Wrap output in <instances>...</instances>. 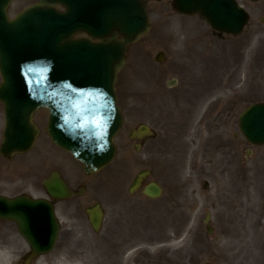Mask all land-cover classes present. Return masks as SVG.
<instances>
[{
	"label": "rangeland",
	"instance_id": "374dc122",
	"mask_svg": "<svg viewBox=\"0 0 264 264\" xmlns=\"http://www.w3.org/2000/svg\"><path fill=\"white\" fill-rule=\"evenodd\" d=\"M34 1L12 0L9 16ZM143 1L151 26L129 45L115 82L124 123L114 137V159L86 174L50 141L47 112L38 109L37 140L10 159L0 155V184L9 192L23 188L39 195L42 179L58 170L71 187L84 188L82 199L59 202L58 214L82 219L86 206L100 202L102 227L94 231V249L88 245L82 251V264H264V147L245 143L237 125L241 109L264 100V13H257L264 0H237L250 12L238 36L216 35L198 15L174 12L171 0ZM204 90L211 93L201 99V111L218 96L235 95L231 109L201 121L194 107ZM140 123L153 134L136 150L129 132ZM2 129L0 102V141ZM238 141L252 156L246 158L244 149L237 153ZM142 169L150 170L145 182L163 187L160 197L128 191ZM5 170L14 174L6 178ZM152 227L155 232L147 237Z\"/></svg>",
	"mask_w": 264,
	"mask_h": 264
},
{
	"label": "water",
	"instance_id": "95a60500",
	"mask_svg": "<svg viewBox=\"0 0 264 264\" xmlns=\"http://www.w3.org/2000/svg\"><path fill=\"white\" fill-rule=\"evenodd\" d=\"M10 1L0 0V100L5 117L0 153L11 156L32 146L39 132L32 114L45 106L51 140L81 161L87 173L98 171L115 153L112 138L123 118L114 83L128 44L149 28L145 6L141 0H38L8 18ZM173 6L185 13L199 12L213 28L225 32L237 34L247 21L234 0H174ZM82 32L87 36L75 37ZM241 128L250 142H264V104L243 112ZM136 133H149V128L142 125ZM147 174L139 172L129 191L136 190ZM43 185L54 198L72 195L57 172ZM143 193L157 197L161 187L153 181ZM20 204H44L39 212L49 213L46 219L51 223L55 220L51 206L42 201L19 197L12 202ZM89 215L97 230L102 219L99 206ZM10 216L29 240L21 227L23 216ZM54 239L53 231L47 245Z\"/></svg>",
	"mask_w": 264,
	"mask_h": 264
},
{
	"label": "flooded vegetation",
	"instance_id": "af4514ba",
	"mask_svg": "<svg viewBox=\"0 0 264 264\" xmlns=\"http://www.w3.org/2000/svg\"><path fill=\"white\" fill-rule=\"evenodd\" d=\"M257 10V13H264L263 6L257 7ZM260 19L264 21V15L260 16ZM212 31L218 36L223 35L215 30ZM200 92L201 95L198 96L199 100L194 107V111H198V113L200 112L199 115L201 117V121H204L210 116H213L216 119L221 116L222 110L226 108L231 109V101H233L232 99L235 95H227L223 99L221 96H218L217 100L213 104L208 105L205 108L206 110L204 109L201 111L199 109L202 104L201 99H205L206 95L210 94L211 91L204 90ZM194 94L196 95V93ZM241 111L237 117V125L239 124ZM232 135L234 139H236L237 134L233 133ZM240 135L242 136L241 132ZM245 143L250 145L246 140ZM242 144V141H238L236 149L239 151L237 153H241L244 149L246 158H249V156H252L253 150L250 148H244V145ZM250 146L254 147L257 145ZM237 153L235 155H237ZM262 158H264V155L261 156V159ZM242 166L243 165L240 164L239 169H242ZM1 173H3L6 178L14 174L11 170L1 171ZM6 187L7 186H5L3 182L0 184V196H5L6 198H14L19 195L33 196L31 192L23 188H16L13 192H9L6 191ZM42 192L43 194L33 197L42 199L49 205L50 201L53 202L58 227V235L54 245L52 248H49L47 245L49 236L53 232L54 225L51 224L50 220L46 219L49 216V213L39 212L41 209L45 210L44 204L35 208L31 206L29 207L26 204L11 205L9 203H4L3 200L0 199V264H82L80 263L82 261V258L80 257L82 251L85 250L88 245H91L94 249V227L89 221L88 214L86 213V208L94 203L85 207L83 213L84 218L79 219L81 217L72 214H58L57 205L59 202L61 203L65 200H80L82 197L74 196L65 200L54 201L47 196L44 189H42ZM11 214L23 216L24 222L21 224V227L23 228L24 226L25 229H23L28 235H30L29 240L26 238L17 220L9 216ZM24 214H26L27 217H24ZM80 222H84L86 227L88 226L93 233H91L88 229H84ZM88 241H91V243ZM35 243H37V245H35Z\"/></svg>",
	"mask_w": 264,
	"mask_h": 264
},
{
	"label": "bare ground",
	"instance_id": "6f19581e",
	"mask_svg": "<svg viewBox=\"0 0 264 264\" xmlns=\"http://www.w3.org/2000/svg\"><path fill=\"white\" fill-rule=\"evenodd\" d=\"M129 82H130V81H128L127 85H130ZM191 93H192V91H191ZM187 94L190 95V92L188 91ZM50 198L52 199V196H51ZM30 199H33V198H30ZM50 205H51V208H52V206H53V202H52V201H50ZM93 205H94V204H92L91 207H93ZM153 230H154V227H152V228L150 229V231L147 232V235H146V236L149 237V236L151 235L152 232H155V231H153ZM157 235H158V234H156L155 237H157V239H158L159 236H157ZM164 238H165V237L162 236L158 241L163 240ZM154 240H156V239H154ZM165 249H166V247H163V250H165ZM84 257H85V254L82 255V258H84Z\"/></svg>",
	"mask_w": 264,
	"mask_h": 264
}]
</instances>
